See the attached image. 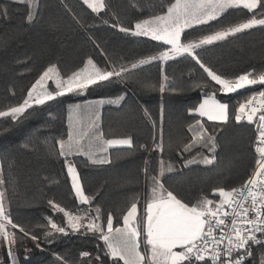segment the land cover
Here are the masks:
<instances>
[{
	"label": "trees",
	"instance_id": "trees-1",
	"mask_svg": "<svg viewBox=\"0 0 264 264\" xmlns=\"http://www.w3.org/2000/svg\"><path fill=\"white\" fill-rule=\"evenodd\" d=\"M173 1L105 0L107 7L94 13L82 0H39L38 8L34 9L35 18L28 23L25 4L0 0V9L7 12V15L0 13V110L21 103L31 85L52 64L57 65L62 78L71 75L89 58L101 70L129 69L100 86L33 105L19 121L0 118V180L4 181L0 191L5 193L4 205L13 223L30 233L25 236L18 228L8 226V231L16 233V244L12 246V256L6 243L0 245V264H8L11 257L15 264H113L104 255V242L98 239V234L82 229L45 238L44 232L50 229L48 218L60 226L67 224V218L54 211L49 201L84 217V223L89 216L95 217V209L99 208L97 223L106 227L111 213L115 227L133 202L137 203L138 215L143 216L150 199V177L159 175L161 160L173 166L161 177V183L178 199L192 204L205 196L215 202L212 185L203 181L199 187L189 178L194 173L208 175L217 168L219 156L216 153L210 165L188 164L187 160L194 155L193 151H183L191 140L188 126L200 120L208 129L224 131L239 104L258 86L223 93L220 85L211 81L187 55L131 68L141 59L159 55L167 45L147 36L122 32L120 28H132L139 20L162 14ZM249 16L245 9H230L217 21L185 30L182 41L198 39ZM196 52L202 63L224 78H235L253 70L259 74L264 71V26L204 45ZM161 83L165 86L163 92ZM212 93L229 106L226 123L209 122L189 113V109ZM120 96L124 99L119 104L102 105L100 129L105 138H131L133 146L111 148L108 163L94 164L82 155L72 156L85 195L94 197L86 204H79L56 143L67 137V107L72 102L97 98L108 101ZM244 125L252 136L247 148L251 168L236 188L248 177L254 161L255 131L252 125ZM156 143L162 144V151L154 150ZM31 235L37 236L38 241L34 242ZM251 251L244 264H261L264 245L253 246ZM82 252L90 255L82 257Z\"/></svg>",
	"mask_w": 264,
	"mask_h": 264
},
{
	"label": "snow or ice",
	"instance_id": "snow-or-ice-1",
	"mask_svg": "<svg viewBox=\"0 0 264 264\" xmlns=\"http://www.w3.org/2000/svg\"><path fill=\"white\" fill-rule=\"evenodd\" d=\"M82 2L94 13H99L107 7L105 0H82ZM21 3L27 6L25 19L26 22L31 23L35 18L34 9L38 8L39 0H21ZM240 8L247 10L250 14L249 18L236 24H229L196 40L182 41L185 30L192 29L195 25L217 21L228 10ZM0 13L7 15L5 9H0ZM257 26H264V0H174L166 6V11L162 14L140 20L134 24V28L121 27L120 31L147 36L171 46L169 50L159 55H152L147 59H141L138 63H133L131 68L187 55L195 60L211 81L220 85L221 92L234 93L251 85L264 84V72L257 74L253 70L235 78H224L201 62L196 49ZM128 71L129 69L124 67H121L120 71L101 70L89 59L84 68L73 72L65 80L59 78L61 74L57 65H49L28 89L21 103L0 110V118L19 121L33 105H43L46 101H52L66 93L78 92L90 86H100L103 82H109L112 77H120L122 73ZM47 80H55L58 90L48 91L45 88ZM164 80H167L166 76ZM160 90L162 92L165 90L163 83L160 85ZM215 96V93L208 94L198 107L189 109V113L207 117L210 121L226 123L229 119V106L218 101ZM123 99L124 97L120 96L106 102L119 104ZM80 107V105L69 106L70 122L67 139L56 142L59 146V156H68L75 151L88 156L94 164L108 163L110 161L102 155L107 153L108 147L133 146L131 138L103 139V133L99 131L95 120H90L87 128L76 129L71 122V109H80ZM145 115H148L147 111ZM243 119L250 124H256L255 170L239 188L215 189L214 192L220 197L218 202L201 196L195 203L189 205L178 199L177 195L168 191L161 183L165 171L172 170L170 164L165 167L161 160L159 175L150 177V199L143 216L138 215L137 203L133 202L122 217V227H113L114 218L111 213L107 216L105 227L97 223L100 219L99 208L95 209L97 215L89 216L87 223H84V217L66 211L59 204L49 201L54 211L63 213L67 218V224L60 226L48 218L50 229L44 232L45 238L53 237L54 233L67 234L68 231L77 232L82 229L94 235L98 234V239L104 242V255L112 258L113 264H119L120 261L123 264H244L246 258L252 255L251 246L264 244V239L257 236L259 233L264 237V90L239 104L235 120L240 122ZM80 120L83 121L82 116ZM188 131L192 134V139L190 143L184 145V152H190L197 145L207 147L209 151L215 150V137L208 134L200 121L189 125ZM85 140L87 143H84ZM154 150L162 151V144L156 143ZM192 162H195V159L188 163ZM202 162L210 164L212 158L204 157ZM145 163L147 164V161ZM65 165L71 178V187L80 202L88 203L90 199H94L85 195L75 165L67 160ZM144 171L147 172L148 169L145 168ZM2 183L4 181L0 180V184ZM4 198L5 193L0 191V245L6 243L8 254L12 256L16 233L8 231V226L18 228L25 236L30 233L24 227L13 223L10 213L5 208ZM31 239L34 242L38 241L35 235H31ZM141 243L146 249L145 252L141 251ZM80 255L88 257L90 253L82 252ZM99 259L100 257L97 256V260ZM261 264H264V260Z\"/></svg>",
	"mask_w": 264,
	"mask_h": 264
},
{
	"label": "rangeland",
	"instance_id": "rangeland-1",
	"mask_svg": "<svg viewBox=\"0 0 264 264\" xmlns=\"http://www.w3.org/2000/svg\"><path fill=\"white\" fill-rule=\"evenodd\" d=\"M15 1L21 2V0H15ZM170 48L171 46L167 45L166 49H164L163 51H167ZM89 59H87L84 62V64L80 68H78L76 71L80 70L81 68H84L87 65V61ZM93 63L95 64L94 61ZM59 78H62V77L60 76ZM66 79L67 77H65V80ZM45 88H47L48 91H52V92L58 90L56 87L55 80H47L45 82ZM100 101H105L106 103L107 100L103 98H97V99H91V100H85V101L82 100V101L70 103L67 108V128L68 130H69V122H70L69 121V114H70L69 106L70 105H80L81 106L80 109H76V108L71 109V116H72L71 122L73 126L76 129H80L81 127L87 128L90 120H95L98 126V129L100 131L99 111L102 105L105 104V103H100ZM81 116L83 117L82 122L80 120ZM232 116L234 115L232 114ZM200 122L207 129L208 134L215 137L216 148L214 151H209L207 147H204L202 145H197L195 148H193L190 151V152L193 151L194 155L189 160H187V163L195 159V162L188 163V164L210 165L211 163L210 164L203 163L202 159L204 157L212 158V162H213L216 157V153L219 156L218 157L219 163H218L217 168L214 170H211L208 175L207 173L206 175L194 173L193 175L190 176L189 179L192 183H195V185H200L199 187L203 186V183H204L203 181H205L206 184L209 183V186L212 185L211 193L216 195V198H215L216 200L215 199L214 200L215 202H217L218 193L214 192L215 189L224 188L225 190H230L226 187V185H228L231 188H236L237 183L240 181V179L246 174L247 171H250V168H251L250 158L248 155L249 153L247 151V148L250 147L252 136H251L250 131H248L247 126L235 124L233 121V117L231 119L230 125H228L224 131H220V128H217V129L215 128L212 130L208 129L202 121ZM190 137L192 139L191 133H190ZM65 139H67V137ZM84 143H87V141L85 140ZM99 155L101 154H98V156ZM102 155L106 157V153ZM85 157L89 159L88 156L85 155ZM167 165H169V163L165 164V167H167ZM204 175H205V179L203 180ZM145 210H146V206H145ZM179 250L180 249L178 248L177 251ZM145 251L146 249L144 247L143 252ZM8 264H15L14 257H11Z\"/></svg>",
	"mask_w": 264,
	"mask_h": 264
},
{
	"label": "crops",
	"instance_id": "crops-1",
	"mask_svg": "<svg viewBox=\"0 0 264 264\" xmlns=\"http://www.w3.org/2000/svg\"><path fill=\"white\" fill-rule=\"evenodd\" d=\"M143 20V19H142ZM140 21V20H139ZM138 22V21H137ZM136 23V22H135ZM134 23V24H135ZM134 24H133V26H132V28H134ZM38 79V78H37ZM63 79H65V78H63ZM205 98H202L200 101H199V103L197 104V106L196 107H198L199 106V104L204 100ZM87 100H91V99H87ZM85 101V100H84ZM219 101V100H218ZM221 103H223V102H221ZM224 104H226V103H224ZM195 107V108H196ZM68 108V107H67ZM99 113H101V109H100V111H99ZM229 113V112H228ZM198 117H200L201 119H204V120H206V121H209V122H222V121H210V120H208L207 119V117H201V116H199V114H196ZM197 121H200V120H197ZM66 122H67V116H66ZM193 124H195V122L193 123ZM100 131H101V129H100ZM67 133H68V128H67ZM123 138H128V137H113V138H105V137H103V139H105V140H107V139H123ZM117 147H128V146H126V145H118V146H113V147H108V151H107V153H106V158L108 159V153H109V150L111 149V148H117ZM58 148H59V146H58ZM74 155H82V156H84L85 157V155H83L82 153H80V152H73V154H71V155H68V156H63L64 157V167H65V171H66V174H67V177H68V179H69V182H70V185H71V178H70V176L68 175V173H67V168H66V165H65V161L67 160L69 163H72V164H74L75 165V162H74V160H73V158H72V156H74ZM87 158V157H86ZM165 165V164H164ZM75 167H76V165H75ZM159 168H160V164L158 165V173H159ZM77 169V168H76ZM78 172V171H77ZM166 172V171H165ZM80 182H81V180H80ZM72 188V187H71ZM73 190V189H72ZM73 193H74V190H73ZM76 197V196H75ZM76 200H77V202L79 203V204H86V203H81L80 202V200L76 197ZM130 207V206H129ZM138 209V208H137ZM126 212H127V210L124 212V214H126ZM123 214V215H124ZM123 217V216H122ZM123 226V220H122V218H121V223L119 224V225H117V226H115V227H122ZM114 227V228H115ZM142 252H143V250H142ZM110 258V257H109ZM110 259H112V258H110ZM121 262V264H123V262L122 261H120Z\"/></svg>",
	"mask_w": 264,
	"mask_h": 264
},
{
	"label": "built area",
	"instance_id": "built-area-1",
	"mask_svg": "<svg viewBox=\"0 0 264 264\" xmlns=\"http://www.w3.org/2000/svg\"><path fill=\"white\" fill-rule=\"evenodd\" d=\"M257 86H258V88H257V89H256V90H255V91H254L249 97H252V96L255 95L256 93H258V92L264 90V84H262V85H257ZM235 115H236V110H235V113H234V116H233V121H234L235 124H238V125H244V124L252 125L253 128H254V131H255V137H254L253 142H252V152H253V154H254L253 167H252V170H251L250 174L248 175V177H247V178H246V179H245V180H244V181H243V182L237 187V188H239L241 185H243V184L245 183L246 180H248V179L250 178L251 174H252L253 171L255 170V161H256V159H257V154H256V152L254 151V145H255V141H256V135H257V133H256V129H255V127H256V124H255V123L250 124L246 119H243V120H241L240 122H237V121L235 120ZM217 198H218V201H219L220 197L218 196V194H217ZM218 201H217V202H218ZM257 236H258V238L264 239V237H261L259 233L257 234ZM260 245H264V244L252 245L251 247H253V246H260Z\"/></svg>",
	"mask_w": 264,
	"mask_h": 264
},
{
	"label": "water",
	"instance_id": "water-1",
	"mask_svg": "<svg viewBox=\"0 0 264 264\" xmlns=\"http://www.w3.org/2000/svg\"><path fill=\"white\" fill-rule=\"evenodd\" d=\"M255 129H256V127H255Z\"/></svg>",
	"mask_w": 264,
	"mask_h": 264
}]
</instances>
